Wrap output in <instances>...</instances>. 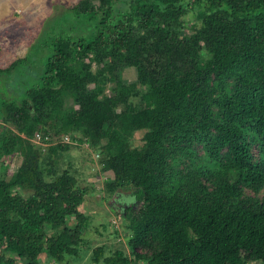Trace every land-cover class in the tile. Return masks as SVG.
Returning a JSON list of instances; mask_svg holds the SVG:
<instances>
[{"label":"trees","instance_id":"obj_1","mask_svg":"<svg viewBox=\"0 0 264 264\" xmlns=\"http://www.w3.org/2000/svg\"><path fill=\"white\" fill-rule=\"evenodd\" d=\"M46 25L30 77L31 53L0 68V163L24 157L0 172V264H264V0H81ZM75 143L105 199L134 198L132 254L89 239Z\"/></svg>","mask_w":264,"mask_h":264},{"label":"rangeland","instance_id":"obj_2","mask_svg":"<svg viewBox=\"0 0 264 264\" xmlns=\"http://www.w3.org/2000/svg\"><path fill=\"white\" fill-rule=\"evenodd\" d=\"M12 8L0 10V68H7L17 59L24 58L29 53L33 54L36 66H29L22 72L25 77H30L31 71H36L40 62L47 57V51L43 42L48 37L46 24L66 9L76 5L81 0H18ZM46 60V59H45ZM35 65V64H34ZM36 67V69H34ZM126 79L134 81L135 69H127L124 73ZM6 83L3 82V85ZM9 96L16 93L7 84ZM14 86V85H13ZM72 103V102H71ZM73 105V104H72ZM144 131L136 134L134 145L142 146ZM51 139V138H50ZM50 139L43 134H38L32 139L33 142L50 147ZM58 139V138H56ZM51 139L53 141L56 140ZM61 140L58 139L57 141ZM63 140V138H62ZM54 143V142H53ZM101 156L92 148L83 144L75 143L74 146L60 157L59 164L62 169H71L76 173L81 186L94 187L95 190L87 197L82 208L91 217L89 239L94 245L107 244L111 249L118 245L132 254L127 243L126 232L123 230V218L120 216L130 207L134 198L126 193H117L109 199H105V178L110 177L101 174ZM24 157L16 155L9 157L0 163V172L7 171V175L15 173L22 166ZM123 221V222H122ZM93 233H92V230ZM92 234V237L90 236ZM46 255L41 258L42 264H56L45 262ZM252 264H262L253 262Z\"/></svg>","mask_w":264,"mask_h":264},{"label":"crops","instance_id":"obj_3","mask_svg":"<svg viewBox=\"0 0 264 264\" xmlns=\"http://www.w3.org/2000/svg\"><path fill=\"white\" fill-rule=\"evenodd\" d=\"M13 3H18V0H0V10L7 9V8H12Z\"/></svg>","mask_w":264,"mask_h":264}]
</instances>
